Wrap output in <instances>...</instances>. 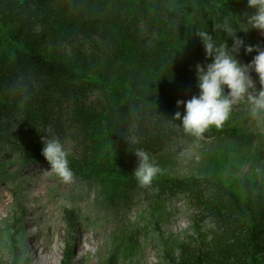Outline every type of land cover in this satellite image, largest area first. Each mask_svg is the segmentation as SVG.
<instances>
[{
  "label": "trees",
  "instance_id": "trees-1",
  "mask_svg": "<svg viewBox=\"0 0 264 264\" xmlns=\"http://www.w3.org/2000/svg\"><path fill=\"white\" fill-rule=\"evenodd\" d=\"M220 1L213 12L206 0H0V147L43 157L41 128L51 125L80 140L78 170L125 180L116 167L126 152L162 149L156 135L146 134L130 150L129 130L153 112L183 111L176 102L198 90L196 65L211 60L196 31L223 43L225 34L212 32L213 25L227 18L235 28L238 11L248 8L247 0ZM89 86L100 94L97 103L86 96ZM234 133L221 126L202 135L239 141ZM158 181L172 194L186 193L200 211L195 236L163 240L170 264H264L263 174L244 175L238 184L169 175ZM64 212L76 230L77 213Z\"/></svg>",
  "mask_w": 264,
  "mask_h": 264
},
{
  "label": "rangeland",
  "instance_id": "rangeland-1",
  "mask_svg": "<svg viewBox=\"0 0 264 264\" xmlns=\"http://www.w3.org/2000/svg\"><path fill=\"white\" fill-rule=\"evenodd\" d=\"M206 7L214 12L222 2L206 0ZM251 11H238L236 36L246 45L264 49V35L246 30L250 26L245 14ZM79 36L85 44L86 38ZM230 43L229 48L232 40ZM242 52L243 47L236 58L243 64L256 55L255 51ZM86 94L91 102L100 99L93 86ZM196 94L198 90L189 92L188 98ZM177 111L180 109L153 112L145 124L135 125L126 134L130 150L134 149L132 143L146 134L156 135L162 148L157 154L148 152L161 172L146 188L139 187L132 176L137 160L130 151L116 167L126 176L123 181L111 183L100 172L78 170L74 164L83 160L80 140L51 125L41 128L42 136L64 145L74 173L71 183H61L51 175L44 157H28L12 144L1 146L0 204L6 202V207L0 213V264H44L37 257L46 250L55 251L54 264H62L69 247V264H170L163 240L183 242L195 236L194 223L200 211L186 193L172 194L162 187L161 176L179 180L220 177L238 184L244 175H264V114L253 117L246 101L233 105L222 126L235 131L238 141L228 135L197 138L186 134L179 120L170 121ZM65 209L77 213L76 230L69 227ZM207 223L201 222V227Z\"/></svg>",
  "mask_w": 264,
  "mask_h": 264
},
{
  "label": "clouds",
  "instance_id": "clouds-1",
  "mask_svg": "<svg viewBox=\"0 0 264 264\" xmlns=\"http://www.w3.org/2000/svg\"><path fill=\"white\" fill-rule=\"evenodd\" d=\"M247 7L252 11L245 14L250 26L246 30L255 29L264 35V0H247ZM217 29L225 34L223 43H217L208 31H196L195 36L203 45L205 58H210L211 62L204 66L196 65L198 94L186 101L178 100L177 107L182 104L183 113L175 112L170 120H179L183 132L197 138L210 127L220 128L229 118L233 105L239 102H247L253 117L264 114V49L244 44L227 18L214 24L212 32ZM227 38L232 40L231 48ZM241 47L245 54L256 52L247 64L236 58ZM251 73L257 77L258 89ZM42 145L41 155L49 165L47 171L61 183H71L74 173L64 145L57 139L43 137ZM133 154L137 164L132 176L139 187H149L161 169L147 151L137 148Z\"/></svg>",
  "mask_w": 264,
  "mask_h": 264
},
{
  "label": "bare ground",
  "instance_id": "bare-ground-1",
  "mask_svg": "<svg viewBox=\"0 0 264 264\" xmlns=\"http://www.w3.org/2000/svg\"><path fill=\"white\" fill-rule=\"evenodd\" d=\"M255 77H253V74H252V78H253L254 81H255ZM0 198L3 200L2 193H0ZM5 207H6V202L0 204V213H2V211L4 210ZM78 241L80 242V238H79ZM84 250H85V252L87 251V249H85V248H84ZM37 258H38V261L41 262V263H44V261H45L44 264H54L55 263L54 260L57 259V255H56L55 251L46 250V254L45 255L44 254H41Z\"/></svg>",
  "mask_w": 264,
  "mask_h": 264
}]
</instances>
